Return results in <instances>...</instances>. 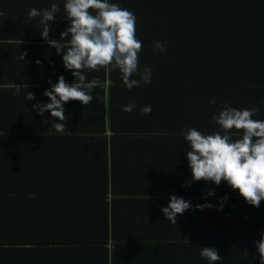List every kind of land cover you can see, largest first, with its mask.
<instances>
[{"label":"trees","instance_id":"trees-1","mask_svg":"<svg viewBox=\"0 0 264 264\" xmlns=\"http://www.w3.org/2000/svg\"><path fill=\"white\" fill-rule=\"evenodd\" d=\"M109 2L119 3L122 8L134 12L137 18L136 36L143 43V50L139 53V68L140 71L145 67L152 70L150 83L141 82L139 86L129 90L122 81L119 69H108L107 80L113 102V115L109 116L112 134H120L129 127L114 128V104L118 103L116 94L123 96L124 105L144 101L151 106L149 115L141 112L144 127L151 138L156 137L151 133L162 131L158 129L160 124L164 125L169 121L176 124L171 127H183V130L195 127L202 133H212L219 127L212 120V116L221 111L225 103L237 109L259 107L260 111L254 119L264 120V0ZM0 13H3L0 15V39H3L5 16L3 10ZM14 20L18 22L16 17ZM155 41L164 42L166 51L155 49ZM133 79L139 77L134 76ZM102 80L100 82H105V79ZM213 100L214 105L210 103ZM180 111L182 115L178 114ZM124 115L129 117L134 113L124 112ZM139 131L145 132L142 129ZM233 134L234 138L240 135L235 130ZM108 146H102L103 151L106 152ZM186 146L187 149L190 148L187 143ZM85 148L88 147L84 144L78 147L82 151H86ZM92 148L97 152L102 151L99 147ZM15 149L16 147H11L9 151ZM155 151L156 157L168 154L173 169L178 166L173 156L178 163L181 161V154L176 156L178 149ZM154 158L148 155L145 161L151 162ZM52 161L59 165L58 169L34 170L40 177L31 182L33 184L29 187L36 188L37 191L34 190L29 207L20 209L22 213L32 212L33 215L31 224L26 225L29 239L20 230L30 243H37L42 238L45 245L59 246L63 250L72 249L86 261L100 264H209L200 256V251L202 247L213 246L221 255V259L215 264H260L255 243L260 239L254 237L256 234L249 227L253 223L255 225L257 219H264V201H261L259 208L251 206L244 198L233 195L227 189L229 186H226V182L213 188L214 191L218 190L214 196L191 193L184 186L183 190L178 188L174 193L158 192L150 207L144 205V210L155 212V217L158 215L161 218L158 222L152 219L150 229L145 227L144 232L140 231L146 218L141 203L136 201L128 206L127 203L134 196L123 191L125 189L117 190L122 183L120 185L116 178V183L113 179L108 186H104L103 182L97 181V175L91 171L92 168L78 165L75 157L66 152L62 153L60 160ZM183 161L186 163L185 172L191 178L192 170L187 155L183 154ZM29 163L31 166L34 164L33 161ZM22 166L28 167L25 163ZM105 169L106 160L102 170ZM153 172L157 175L153 177V182H156L159 175L155 168ZM159 173L164 176V172ZM3 180L4 176L0 177V181ZM194 184L200 186V181ZM73 185L87 198L75 199L71 195ZM112 186L117 190L114 194L117 192L122 197L119 203L114 199L107 201L105 197V192L112 191ZM99 192L101 195H98ZM94 193L98 196L91 195ZM171 195L191 202V208L177 216L176 225L183 228V234L187 230H209V233L201 235L203 238L199 241L174 233L171 237L165 234L163 229L172 225V222L161 209L169 204ZM190 195L207 197H203L201 203L195 204L200 198L192 199L189 198ZM225 196L228 198L224 202L223 210H218L221 198ZM114 197L112 194V198ZM90 199L91 208L106 202L104 212L119 222V225L115 223L113 227L123 235L122 240L113 236L112 241L110 227L102 225L98 209L86 211V202ZM3 202V187L0 184V214L4 210ZM204 204H211L213 207L203 210L196 207ZM75 206L79 207L77 215L69 212V208ZM78 216L84 224H79L76 220ZM231 219H234L233 223L227 221ZM97 223L101 224L100 229L103 232L95 228ZM239 223H244V231L237 227L236 224ZM2 226L0 225V238L4 233ZM180 252H183V256Z\"/></svg>","mask_w":264,"mask_h":264},{"label":"crops","instance_id":"crops-1","mask_svg":"<svg viewBox=\"0 0 264 264\" xmlns=\"http://www.w3.org/2000/svg\"><path fill=\"white\" fill-rule=\"evenodd\" d=\"M53 3L59 5L60 12L57 13L55 21L50 22L49 40H57L60 44L67 45L70 36L61 40V33L70 24L65 17L64 4L66 0H0V10L4 11L5 16L4 38L0 39V177L4 176V180L0 181L4 198V210L0 214V225H3L4 229L2 238H0V254L2 256L0 264H100L86 261L82 255H77L72 249L63 250L59 246L45 245L42 238L37 243L28 242L29 235L26 225L31 224L33 215L32 212L22 213L20 209L29 207L35 193L34 190L37 191L36 188L29 187L33 184L31 182L40 177L39 174L34 173V170L58 169L59 165L52 160H60L63 152L75 157L78 165L92 168L91 171L97 175V181L103 182L104 186H108L114 178L120 185L122 183L116 189H125L123 191L127 194L132 193L134 196L127 205L132 206L136 201H139L146 214L143 221L144 226L140 230L144 232L145 227L150 229L152 219L158 222L161 218L158 215L155 217V212L144 210V205L150 207L158 196V192L174 193L176 189L183 190V185L190 183V186L185 188L191 193L204 194L217 186L215 183L206 181H200V186L195 185V181H191L185 172L186 163L183 161V154L186 155V151L191 149H187L183 127H171L176 124L169 121L164 125L160 124L158 129L162 131L151 133L156 136L155 138L148 136L144 127L143 114L140 111L141 108L148 105L144 101L135 102L134 115L125 117L122 110L125 106L122 103L124 98L122 95L116 94L118 103L114 104L116 107L114 128L129 127L128 130L120 134H112L109 116L113 115V102L110 99L107 80L108 69H101L98 72L85 71L84 74L88 81L97 79L99 84L93 90L94 99L90 104L85 106L79 101L65 104L66 113L69 115V120L65 123L71 133L66 131L61 134L51 128L50 111L41 116L33 109V104L37 102H50L44 92L50 89L52 84L58 82L59 76L63 75L70 84L75 82L72 71L63 65V53L58 54L57 49L42 37L41 32L44 26L40 23L41 18L30 19L27 15V12L32 8H50ZM15 17L18 22L14 20ZM23 53L26 55L22 60ZM37 61L40 63L38 64ZM102 79H105V82H100L103 81ZM17 88L20 89L18 93ZM28 92L34 93L36 99H25ZM178 114L182 115L181 111ZM139 129L145 132L141 133ZM83 144L88 147L85 148L86 151L78 149ZM107 145H109L108 150L105 152L102 146ZM156 145L158 146L156 147ZM11 147H16V149L9 151ZM92 147H99L102 151L97 152ZM165 148L178 149L176 156L181 154L180 163L173 156L178 164L176 169H173L168 154L156 157L155 149L163 150ZM148 155L155 158L151 162H147L145 158ZM105 160L106 169L103 171ZM29 161L34 162L33 166ZM23 163L28 167H23ZM154 168L159 175L156 182H153V177L157 176L153 172ZM160 171L164 172V176L160 175ZM112 173H114L113 176H109ZM116 179H114L115 183ZM226 186L229 185L226 184ZM103 189L106 190L105 187ZM227 189L231 190L236 197L243 198L238 190L234 191L230 186ZM117 190L112 186V191L105 192L107 201L113 199L116 203L122 201V197L117 192L114 194ZM214 192L216 193L218 190ZM112 194L115 195L114 198H112ZM71 195L77 200L87 198L75 185L72 186ZM91 195L98 196L101 193ZM194 197L200 198L195 203L197 204L207 196L190 195L189 198L194 199ZM91 200L86 202V211L98 209V217L102 220V225L110 227L112 241H114L113 236L120 240L123 235L113 227V224L119 225V222L104 212L106 202L104 205L91 208ZM78 210V206L69 208V212L74 215H77ZM76 220L79 224H84V221L79 220V216ZM233 220L227 221L233 223ZM236 225L243 231L245 230L244 223ZM179 226L172 224L163 230L170 237L174 233L195 241L203 238L202 234L209 233V230L199 232L187 230L183 234V228ZM100 227V223L95 225L98 231L103 232ZM249 228L252 229L251 232H255L254 237L261 239L264 234V219L261 221L257 219L255 225L253 223ZM20 230L28 238L27 241ZM179 254L183 256V252ZM169 264H183V262Z\"/></svg>","mask_w":264,"mask_h":264},{"label":"clouds","instance_id":"clouds-1","mask_svg":"<svg viewBox=\"0 0 264 264\" xmlns=\"http://www.w3.org/2000/svg\"><path fill=\"white\" fill-rule=\"evenodd\" d=\"M64 11L70 24L61 33V40L70 36L67 45L49 40L50 22L55 21L60 12L58 4L53 3L45 9L32 8L27 12L30 19L41 18L40 23L44 26L42 37L57 49L58 54L63 53V65L75 77V82L70 84L63 75L59 76L58 82L44 92L50 102H37L32 106L41 116L50 111L51 128L61 134L66 131L71 133L65 123L69 120L65 104L79 101L86 106L94 99L92 93L97 81H88L84 74L86 70L98 72L101 69H119L122 81L129 90L141 82L150 83L152 71L150 67H145L143 71L139 68V53L143 50V43L136 36L137 18L134 12L109 0H66ZM154 48L166 51L165 43L161 41H155ZM25 55L23 53L21 56L22 60ZM134 76L139 79H133ZM19 91L17 88V93ZM25 99L35 100L36 97L34 93L28 92ZM210 103L214 105L215 100ZM135 108V103L130 102L122 110L130 113ZM151 110L150 105L140 109L145 115H149ZM259 111V107L237 109L225 103L223 109L212 116L219 126L214 132L205 134L195 127L183 130L184 139L191 149L186 153L192 170L191 181L212 182L217 186L226 182L234 191L238 190L249 205L260 207L261 201H264V120L254 119ZM233 130L240 133L238 138H234ZM183 186L189 187L190 183ZM214 194V189L207 193L209 196ZM227 198H221L218 210H223ZM196 207L203 210L213 205ZM190 208V201L171 195L169 204L161 211L176 225L178 214L182 215ZM255 243L260 264H264V234ZM200 256L209 264L221 259L214 246L202 247Z\"/></svg>","mask_w":264,"mask_h":264}]
</instances>
